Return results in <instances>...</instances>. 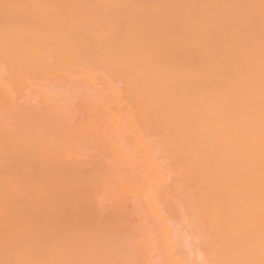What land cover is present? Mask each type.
Segmentation results:
<instances>
[{"label": "bare ground", "instance_id": "1", "mask_svg": "<svg viewBox=\"0 0 264 264\" xmlns=\"http://www.w3.org/2000/svg\"><path fill=\"white\" fill-rule=\"evenodd\" d=\"M0 264H264V0H0Z\"/></svg>", "mask_w": 264, "mask_h": 264}, {"label": "rangeland", "instance_id": "2", "mask_svg": "<svg viewBox=\"0 0 264 264\" xmlns=\"http://www.w3.org/2000/svg\"><path fill=\"white\" fill-rule=\"evenodd\" d=\"M76 116H77V114H76ZM79 115L77 116V118H75L73 121H77V119L79 120Z\"/></svg>", "mask_w": 264, "mask_h": 264}]
</instances>
